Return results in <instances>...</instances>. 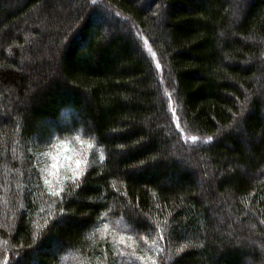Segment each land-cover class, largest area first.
Returning <instances> with one entry per match:
<instances>
[{
  "label": "trees",
  "instance_id": "16d2710c",
  "mask_svg": "<svg viewBox=\"0 0 264 264\" xmlns=\"http://www.w3.org/2000/svg\"><path fill=\"white\" fill-rule=\"evenodd\" d=\"M148 262L264 264V0H0V264Z\"/></svg>",
  "mask_w": 264,
  "mask_h": 264
},
{
  "label": "rangeland",
  "instance_id": "374dc122",
  "mask_svg": "<svg viewBox=\"0 0 264 264\" xmlns=\"http://www.w3.org/2000/svg\"><path fill=\"white\" fill-rule=\"evenodd\" d=\"M26 73L27 75L29 74L28 69H26ZM66 144H67V150H65L63 146L62 148L58 147L57 151L53 155V164L51 165L52 169L50 168V170H52V173L55 176V178L65 176L66 172L77 175L80 173V170L82 169V166H84V163H85L84 153L81 150H79V146L75 144H69V143H66ZM59 148H61V150H59ZM73 159L75 161H73ZM66 164H69L70 166L68 165L66 166ZM136 236L129 235L124 231L123 232L120 231L118 233L117 238L120 241H122L123 246L124 245L126 246L125 250H122L123 252H121L122 257H124V260L131 261L130 260L131 258L128 254H131L134 251L132 249L139 248L145 255L148 254L146 251V247L144 246V243H148V242L150 243L151 241L143 240L142 237L140 236L136 237ZM128 248L131 249V251L126 250ZM151 256H150V259H151ZM136 264H139V263H136ZM147 264H151V263L148 262Z\"/></svg>",
  "mask_w": 264,
  "mask_h": 264
},
{
  "label": "clouds",
  "instance_id": "9594fccd",
  "mask_svg": "<svg viewBox=\"0 0 264 264\" xmlns=\"http://www.w3.org/2000/svg\"><path fill=\"white\" fill-rule=\"evenodd\" d=\"M63 111L64 110H62V114H63ZM77 137H73V140H75ZM61 139V137L59 136V135H57V136H55L54 138H53V145H55V143H56V141H59ZM64 148H65V150H67V144H66V142H64V144L62 145ZM49 147H52V145H50Z\"/></svg>",
  "mask_w": 264,
  "mask_h": 264
}]
</instances>
